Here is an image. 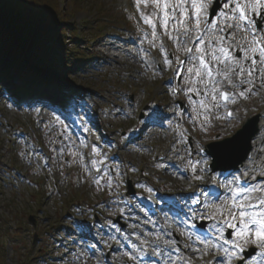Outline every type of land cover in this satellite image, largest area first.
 <instances>
[{
    "label": "rangeland",
    "instance_id": "1",
    "mask_svg": "<svg viewBox=\"0 0 264 264\" xmlns=\"http://www.w3.org/2000/svg\"><path fill=\"white\" fill-rule=\"evenodd\" d=\"M67 3L68 0L63 5L67 6ZM102 5L106 6V9L121 8L122 5L132 6L134 8L133 19L135 22L133 27L125 24L127 19L122 20L119 18L118 22H116V25L124 26L122 34L124 42L121 44L123 50L118 49L117 43L109 41V38L115 36L114 34H109L98 43L90 45L91 49L94 50V54L97 55L98 52L101 54V62L98 64L96 61V66L89 67L84 71H78L75 74L74 86L78 90L85 89L84 91L87 92V97L83 101L84 107L81 110L80 108L79 110L76 109L74 104L71 103L73 109L69 110L68 115L75 120V132H72L59 119L56 113L47 107L48 105L43 104L39 107L27 108L21 111L12 103H8L4 94H0V136L7 137L4 127L9 128L12 123L16 126H21L29 118L35 117L37 122L33 128L28 129V132L35 142L36 138L41 139L42 143L40 145L51 155L53 161L51 167H40L36 160L33 159L30 151L25 146L17 143L15 149H20L21 152L19 165L21 171L26 173V175L25 177L19 176L13 181L11 174L6 169L9 163L13 164V148L10 145L3 144L2 149H0V216L3 221L5 218L8 219L7 225L11 227L13 232L21 231L19 228L27 224L23 228L25 229L21 238L23 241L20 243L21 258H26L33 245L36 244L33 239L36 231H44L43 236L48 237L46 233L50 231L54 224L65 225L71 221L72 215L75 213V206H66L64 201L71 198L73 192L74 194L78 192L87 196V200L83 201L86 206L91 208L92 205H99L104 207L107 212H112L111 208L107 206L110 203L105 201L104 205H102L101 194L107 195L110 202L113 203L117 188L119 186L126 187L127 178L131 180L133 187L139 185V179L142 176L134 172L137 168H141L144 171V175L159 184L161 190L164 192L171 191V193L176 195H181L188 189V181L191 178L200 176L206 181L212 176L216 178L218 175V173H208L204 164H193L180 148L172 145L170 133L166 135L162 128L144 124L140 133L143 134V142L145 144L138 147H128L124 152L126 157L130 158L136 166L126 165V163L119 166L120 182L117 184L107 182L105 177L100 180L91 178L84 161L85 159L81 154L82 148H89V144L80 138L79 129H84L91 137H96L106 134L110 128L116 126H121V128L127 126L126 128H129L137 116L132 112V106H130V102L134 100L133 97L140 107H143L146 103L149 105L154 101L158 103L157 101L160 99H164L167 106H169L168 102H170L165 79L152 72L151 69L145 68L141 63V57L146 56L142 51L141 44L148 40L141 32V26L144 23L141 12L145 14L152 13L154 10L152 5L149 4L145 7L141 3L138 8L136 0H85L82 8L76 11L71 19H74L81 28L82 22H85V20L93 22L98 18V14L103 11ZM118 35L120 34L116 36ZM116 41L119 40L117 39ZM173 42L177 43L174 40ZM2 58L7 59L5 56H2ZM131 74H133V77H130ZM260 75L262 76V73ZM182 83L183 97L189 104L185 117L188 119V125L193 131L200 135L205 142L216 140L217 137L220 139L231 133L232 130L228 131L226 128L225 131H219L215 128V121H220L221 123L226 121L217 107L212 108L211 112H209L210 119L205 122V109L200 107V102L202 100L206 104L210 102V98H208L210 90H206L203 83H196L191 86L200 89V92H190V80L187 72L182 79ZM0 91L2 92V89ZM256 100L258 104L264 102V100L259 98ZM115 103H120L124 106L120 116L116 113ZM211 103L215 102L212 101ZM158 105L161 104L158 103ZM144 113H148V108L144 110ZM190 113L193 115L192 118H189ZM94 116H97L98 119H95ZM21 121L24 122L21 123ZM119 136V133H117L116 137L118 139ZM148 143L160 145L163 152H169L171 161L178 162L183 166V174L180 175V173L173 170L170 164L159 167L154 162L153 154L145 147ZM6 163L7 165H5ZM255 167L252 166L251 170ZM57 177L60 178L59 183H57ZM42 178L44 183L40 184L49 188L50 194L45 197L42 210L40 212L35 211L40 219L37 222L38 227L35 228L28 221V217L34 213V206L37 205L36 209L38 207L36 194H33L37 186L40 185L37 183ZM140 188L145 189L141 186ZM91 196L93 197L91 198ZM68 210L70 213H68ZM62 230V236L66 237L67 234H65L64 228ZM151 237L152 233L145 232V242L148 243L150 248H156L155 241L150 243ZM159 238L167 239L168 237L161 235ZM68 239L71 244L77 247V252L68 253L65 264H97L96 260L88 257L77 245V236L75 234H69ZM250 239H255L254 234ZM14 241L12 239V243ZM189 247L188 259L190 264H200L204 256H208L212 260L213 256L219 254L211 245L202 244L195 238L190 239ZM196 248H198L197 251L194 250ZM9 256L13 260L15 254L10 252ZM114 257L132 264V257L126 253L119 252ZM221 262L222 264H233V262L227 260L225 255H222L214 264H221Z\"/></svg>",
    "mask_w": 264,
    "mask_h": 264
},
{
    "label": "snow or ice",
    "instance_id": "2",
    "mask_svg": "<svg viewBox=\"0 0 264 264\" xmlns=\"http://www.w3.org/2000/svg\"><path fill=\"white\" fill-rule=\"evenodd\" d=\"M141 3L145 7L151 4L154 9L150 14L141 12L144 23L152 29L153 45L157 38V24H160L164 29V34L170 35L185 53L186 60H180L179 57H176L177 63L181 65V68H178L177 71L184 70L189 74V91L200 92V89L191 86L196 83H203L206 90L210 86V102L207 104L203 100L200 102V107L205 109V122L210 119L209 112L211 108L219 107L218 102L211 103L216 101L217 95H220L224 101L232 98V94L222 92L217 87L221 81L215 79L214 74L215 76L222 75L227 84L236 88L238 84L253 83L254 72H264V36L257 39L255 21L248 14L251 12L253 15L261 16V13H264V0H225V2L217 4V8L221 11L213 13L217 19L212 21L202 19V13L207 14L210 0L208 4L204 3L203 0H136L138 8ZM223 9H228V11H223ZM220 18L223 19L222 27L220 26ZM261 24L264 25V16H261ZM229 28L252 33V40L250 42L245 40V44L240 46L241 51L244 53L243 60L237 59L231 51L232 45L225 42L223 33ZM261 30L264 31V28ZM218 33L219 35H217ZM233 39H235L234 36ZM161 47H163L162 44ZM257 53L260 58L259 61L251 55ZM249 60L252 67L246 68L244 62ZM166 63L170 65L171 61L166 60ZM186 64L188 66L184 68L183 66ZM234 77L243 78L239 79L237 84L233 80ZM248 91L250 92L251 89H248ZM239 95L245 96V92H240ZM156 115V113H153L151 118L155 119ZM228 115L231 116L232 114L228 113ZM227 148V142L213 144L209 146L208 153L215 155L217 152H226ZM207 162L206 158L200 161L204 164H207ZM196 179H202V177L197 176ZM234 184V187L226 185L230 196L226 198L221 206L215 208L212 218L223 216L227 212L228 219L223 220V225L235 229V235L245 243L251 242L264 246V195L255 197L252 195L257 191L264 193V188L257 189L256 186L241 185L238 179L234 180ZM205 207L207 208L209 205L205 204ZM193 218H199V214L193 213ZM237 218L239 219V228L236 227L234 222ZM215 231L221 234L223 244L213 243L208 236L198 238L199 242L202 244L207 243L213 248H223L225 244L235 243L223 238V227L215 228ZM253 234L255 239L251 240L250 237ZM165 243L172 244L174 242L165 241ZM236 247L240 252L244 251L240 244L237 243ZM224 251L228 252V249L224 248ZM176 252L179 253V249H176ZM160 254V252L156 253L157 256ZM261 254L264 255V253ZM169 259L171 260V256Z\"/></svg>",
    "mask_w": 264,
    "mask_h": 264
},
{
    "label": "trees",
    "instance_id": "3",
    "mask_svg": "<svg viewBox=\"0 0 264 264\" xmlns=\"http://www.w3.org/2000/svg\"><path fill=\"white\" fill-rule=\"evenodd\" d=\"M65 1L0 0V55L8 58V63L0 60V64L25 79L33 77L28 67L34 63L61 74L71 72L87 50L80 46L84 35H79L76 23L71 21L85 0H68L67 6L63 5ZM102 8L103 14L109 12L104 6ZM107 15L112 18L110 13ZM86 31V36H89L86 38L89 39H95L102 32H97L90 23ZM68 39L73 47L69 46ZM4 142V138L0 137L1 147ZM39 193L43 202L46 194L43 191ZM5 224L0 218V264H36L35 257L34 262L19 258L17 245L11 242L14 236ZM10 248L15 252L11 261Z\"/></svg>",
    "mask_w": 264,
    "mask_h": 264
},
{
    "label": "bare ground",
    "instance_id": "4",
    "mask_svg": "<svg viewBox=\"0 0 264 264\" xmlns=\"http://www.w3.org/2000/svg\"><path fill=\"white\" fill-rule=\"evenodd\" d=\"M51 92H52V94H53V97H54V99L53 100H59V97H58V95H56L55 94V92H54V90L53 89H49ZM258 138H256L255 139V141H254V146L256 145V140H257Z\"/></svg>",
    "mask_w": 264,
    "mask_h": 264
}]
</instances>
